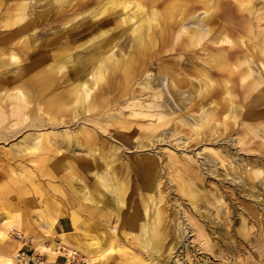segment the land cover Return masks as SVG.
Instances as JSON below:
<instances>
[{
  "label": "rangeland",
  "instance_id": "374dc122",
  "mask_svg": "<svg viewBox=\"0 0 264 264\" xmlns=\"http://www.w3.org/2000/svg\"><path fill=\"white\" fill-rule=\"evenodd\" d=\"M31 69L44 78L26 82ZM162 81L173 98L145 108ZM263 95L264 0H0V264L22 251L50 264H264ZM140 111L168 125L151 132L158 117ZM177 157L200 178L192 202ZM147 159L149 182L135 175ZM105 178L125 183L120 211ZM157 208L152 252L142 227Z\"/></svg>",
  "mask_w": 264,
  "mask_h": 264
},
{
  "label": "bare ground",
  "instance_id": "6f19581e",
  "mask_svg": "<svg viewBox=\"0 0 264 264\" xmlns=\"http://www.w3.org/2000/svg\"><path fill=\"white\" fill-rule=\"evenodd\" d=\"M145 1H148V0H145ZM150 1H158V0H150ZM84 2V1H83ZM227 3V2H226ZM254 8V7H253ZM174 9H177V4H172L171 7H170V10H169V14L167 13H164V15L162 16L160 13L156 12V13H152L154 15L151 14V16L149 17H146L142 23L144 25H148L149 27H151V17L153 16V19L157 20L158 17H161L163 20H165V18H167V16L171 15L172 11ZM18 11V10H17ZM225 13V12H224ZM180 14V13H179ZM237 15V14H236ZM142 24V25H143ZM186 24V23H185ZM141 25V26H142ZM141 30H143V26L141 28ZM153 37L150 36V39H152ZM252 38V37H251ZM141 41H139V46L140 48L141 47H146L147 45V41H144L143 38H140ZM259 49V48H258ZM33 50V49H32ZM145 51V48H141L139 50L140 53H144ZM75 55V54H74ZM35 70V72L33 71ZM38 71V72H37ZM25 78L27 80H25L26 82H33V81H41L43 78H44V74L39 71V70H36V69H31L30 71H28L26 73V76ZM175 79V80H174ZM166 81V79L164 80ZM186 80H182L181 78L177 79V77L174 78L173 76V81H172V85L174 87H177V86H181L183 83H185ZM160 84H162L165 88V90H161V91H157V92H154V97L156 99H158L157 102H154V104L152 103L151 106H148L146 107L145 105H143L145 108H148V109H155V108H159L161 107V103L162 101L165 100L164 96L167 94V92L169 93V97L171 96V98H173V95L169 92V84L168 82H163L162 83L160 82ZM243 84V83H242ZM263 93V92H261ZM165 94V95H164ZM264 96V95H263ZM162 100V101H160ZM168 101V100H167ZM143 106H141V109L144 108ZM164 106V105H163ZM162 109V108H161ZM98 110V109H97ZM145 110V109H144ZM218 110V109H217ZM216 110V111H217ZM167 112V111H166ZM220 112V111H219ZM216 113V112H215ZM144 115V116H148V117H158V121L157 123L151 127V132H155L156 130L160 129V127L162 128L163 126L165 127V125H168V121H163L162 118V114L158 113L157 115H153V114H143L142 111H140V115ZM38 116V115H37ZM76 116V115H75ZM214 116V115H213ZM30 117V116H29ZM36 117V116H35ZM76 118V117H75ZM172 118V117H171ZM170 119V118H168ZM104 120V119H103ZM173 120L170 119V121ZM78 121V120H77ZM84 123V122H83ZM8 124V123H7ZM91 124V123H90ZM151 124V123H150ZM154 124V123H153ZM152 124V125H153ZM74 126V124H73ZM79 126V125H78ZM150 126V125H149ZM69 127V126H68ZM62 128V127H61ZM98 129V128H97ZM2 133V132H1ZM104 135V134H103ZM153 136V135H152ZM210 136V135H209ZM81 138V139H84L85 141H88V142H91L93 141L92 140V137L90 136V134H78V139ZM112 138V137H111ZM83 140V141H84ZM62 141V140H61ZM200 141V140H199ZM82 142V141H81ZM191 142V141H189ZM189 144V143H188ZM191 144V143H190ZM86 145V144H85ZM89 145V144H88ZM73 146V145H72ZM90 146V145H89ZM45 145H42V149H44ZM142 147H145L142 145ZM141 147V148H142ZM60 148V147H59ZM102 148V147H101ZM41 149V147H40ZM77 149V148H76ZM75 150V149H74ZM79 150V149H78ZM91 150L93 152H95V148H91ZM81 151V150H80ZM84 151V150H83ZM221 152V151H220ZM213 156L211 157V160L214 162V161H217L215 159H219L221 161V163L225 165V159L221 158L220 156H218V154H212ZM179 156V155H178ZM209 156V154L207 155ZM206 158V157H205ZM208 158V161H209V157ZM93 159H94V156H93ZM50 160L51 159H47L46 161V164L47 163H50ZM176 160V164L177 166L179 167L180 171L179 173L175 176V179H176V183H177V187H181V192H183L184 190H186V194L189 196V201H194L195 200V196H194V192L192 191L193 187H194V183L197 182V172L196 170H194V166L192 167L191 166V162L193 161V159H189L186 161H184V164L181 165V158L180 157H177ZM211 161V162H212ZM210 162V161H209ZM79 166H82L83 168H86L88 165L87 163L85 162H82V163H79L77 162ZM196 163V162H195ZM216 163V162H215ZM52 164V163H51ZM193 164V163H192ZM217 164V163H216ZM195 165V164H194ZM222 165V166H223ZM176 166V165H175ZM158 164H157V161H154V160H145L143 161L142 163L138 164L136 167H135V175H136V178H138L139 180H143L145 182H149L150 179L152 178L153 174H157V171H158ZM177 168V167H176ZM241 168V167H240ZM227 170V169H226ZM241 170V169H240ZM215 171V170H214ZM216 172V171H215ZM219 173V172H218ZM260 174V173H259ZM199 176V175H198ZM241 176V175H240ZM243 177V176H242ZM107 183H111L110 185L108 184L107 188H109L111 191H113L116 195V199H117V203H113V202H110L112 204V207L114 209H117L118 211H120V205L122 206L123 204V189H122V186L124 185L125 186V183L121 182L119 178L111 181L112 179L110 178H105ZM200 179V178H199ZM198 179V180H199ZM239 179V178H237ZM245 180V179H244ZM241 181V180H240ZM242 182V181H241ZM113 183V184H112ZM161 182H158V187L160 186ZM114 185V186H113ZM184 189V190H183ZM183 195H185L183 193ZM185 195V196H187ZM158 196V195H157ZM198 198V197H196ZM162 196H159L158 197V202L157 203H160L162 201ZM199 199V198H198ZM87 200V199H86ZM85 200V201H86ZM91 202V201H90ZM95 203V202H94ZM92 204V203H91ZM191 207V206H190ZM138 209H133V213L137 214L138 213ZM154 216H153V219L152 221H148V223H146L145 225H143L142 227V235L143 237H145V240H144V244L148 246V249L151 250L152 252H155V250L157 248H159V245H160V241L162 240V233L161 232V229H162V222H161V217H162V212L160 211L159 208H157L156 210H154L153 212ZM133 218H134V215H131ZM166 218V217H165ZM171 221V220H170ZM169 221V222H170ZM177 222V220H176ZM75 223V222H74ZM171 226V225H170ZM175 227V226H174ZM173 229V228H172ZM175 229V228H174ZM178 228H176L177 230ZM177 232V231H176ZM179 234V233H178ZM179 237V236H178ZM156 245V246H154ZM155 247V248H152L150 249V247ZM145 247V246H144ZM171 248V247H170ZM159 255V254H158ZM152 259V258H151ZM14 261V260H13ZM157 263V262H156Z\"/></svg>",
  "mask_w": 264,
  "mask_h": 264
},
{
  "label": "built area",
  "instance_id": "2783aa9c",
  "mask_svg": "<svg viewBox=\"0 0 264 264\" xmlns=\"http://www.w3.org/2000/svg\"><path fill=\"white\" fill-rule=\"evenodd\" d=\"M16 264H50L45 259V255L39 252L28 253L26 251L19 252L15 257Z\"/></svg>",
  "mask_w": 264,
  "mask_h": 264
}]
</instances>
